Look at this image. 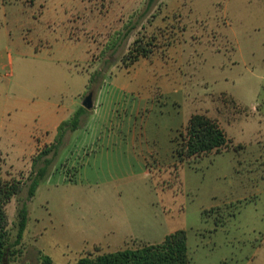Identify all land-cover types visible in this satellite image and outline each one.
Here are the masks:
<instances>
[{
    "label": "rangeland",
    "instance_id": "1",
    "mask_svg": "<svg viewBox=\"0 0 264 264\" xmlns=\"http://www.w3.org/2000/svg\"><path fill=\"white\" fill-rule=\"evenodd\" d=\"M139 46L152 54L126 69ZM91 91L98 110L47 156L6 264H75L178 230L190 264H264V0H0V181L23 186L8 243L51 145L26 164L35 140ZM194 114L229 144L181 161Z\"/></svg>",
    "mask_w": 264,
    "mask_h": 264
},
{
    "label": "trees",
    "instance_id": "2",
    "mask_svg": "<svg viewBox=\"0 0 264 264\" xmlns=\"http://www.w3.org/2000/svg\"><path fill=\"white\" fill-rule=\"evenodd\" d=\"M127 33H125L126 37L129 35ZM139 42L137 40L135 44ZM134 52L136 54L130 57V60L126 61L124 59L126 69L134 66L141 57L147 58L152 54L151 49L142 46L136 48ZM98 78L99 75L95 74L91 77L90 82L96 83ZM87 113L88 110L80 107L70 119L63 121L58 127L56 141L39 154V159L44 158V165L38 169L36 175L32 178L28 189V201L19 209L18 232L13 243H8L9 221L6 205L22 191L23 186L19 182L0 181V264H6L10 257L15 254L13 250L23 240L29 220L28 202L35 196L40 182L47 176L48 169L53 162L47 156L51 152L57 154L65 134L77 131L81 125L82 117ZM228 144L227 135L216 120L204 114H194L189 119L182 146L176 149V154L181 161H184L213 151L219 153L222 149L228 147ZM39 159H35L34 162ZM43 262L44 264H53L52 259L46 255ZM75 264H190L187 233L184 230H178L167 235L160 244L110 252L97 257L87 256L79 259Z\"/></svg>",
    "mask_w": 264,
    "mask_h": 264
},
{
    "label": "crops",
    "instance_id": "3",
    "mask_svg": "<svg viewBox=\"0 0 264 264\" xmlns=\"http://www.w3.org/2000/svg\"><path fill=\"white\" fill-rule=\"evenodd\" d=\"M97 110H98V104L95 102V107L92 110V114H96ZM72 114H73V112H72ZM66 120H68V117L61 118L58 122H54V126H53L52 130H48L49 127L46 128L45 130L43 129L42 137H41V139L35 140L37 142L34 143V147L30 150L26 164H28V162L30 161L31 156L33 154H35V152L37 150H40L46 144H48V145L51 144L52 145L56 141V137H57V133H58V127L60 126V124L63 121H66ZM54 130H55V132H54ZM44 131H45V134H44Z\"/></svg>",
    "mask_w": 264,
    "mask_h": 264
},
{
    "label": "water",
    "instance_id": "4",
    "mask_svg": "<svg viewBox=\"0 0 264 264\" xmlns=\"http://www.w3.org/2000/svg\"><path fill=\"white\" fill-rule=\"evenodd\" d=\"M82 107L86 110H93L95 107V94L93 91L89 92L88 95L84 98Z\"/></svg>",
    "mask_w": 264,
    "mask_h": 264
}]
</instances>
